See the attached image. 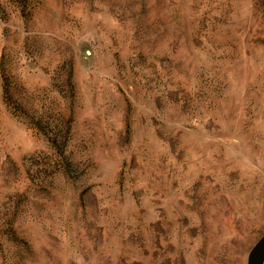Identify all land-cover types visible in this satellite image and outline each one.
Here are the masks:
<instances>
[{
	"label": "rangeland",
	"instance_id": "374dc122",
	"mask_svg": "<svg viewBox=\"0 0 264 264\" xmlns=\"http://www.w3.org/2000/svg\"><path fill=\"white\" fill-rule=\"evenodd\" d=\"M263 233L264 0H0V264H245Z\"/></svg>",
	"mask_w": 264,
	"mask_h": 264
},
{
	"label": "water",
	"instance_id": "95a60500",
	"mask_svg": "<svg viewBox=\"0 0 264 264\" xmlns=\"http://www.w3.org/2000/svg\"><path fill=\"white\" fill-rule=\"evenodd\" d=\"M264 262V233L250 247L245 264H263Z\"/></svg>",
	"mask_w": 264,
	"mask_h": 264
}]
</instances>
